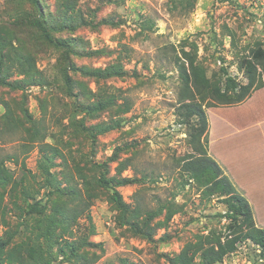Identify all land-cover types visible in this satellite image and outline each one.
I'll return each instance as SVG.
<instances>
[{
    "label": "rangeland",
    "instance_id": "374dc122",
    "mask_svg": "<svg viewBox=\"0 0 264 264\" xmlns=\"http://www.w3.org/2000/svg\"><path fill=\"white\" fill-rule=\"evenodd\" d=\"M71 2L0 0V264H169L202 236L224 242L246 230L243 218L227 216L229 195L187 183L182 165L194 157L218 164L247 199L252 225L264 228V57L255 55L264 52V0ZM116 66L121 75L82 71ZM194 66L208 83L189 82L192 100L184 99L180 73L191 77ZM227 75L236 91L249 86L239 102L212 91L224 90ZM190 101L205 120L185 116ZM46 144L57 150L49 166ZM114 188L145 213L162 211L150 219L151 238L125 222ZM33 203L40 211L29 212ZM215 264H264V256L246 240Z\"/></svg>",
    "mask_w": 264,
    "mask_h": 264
},
{
    "label": "trees",
    "instance_id": "16d2710c",
    "mask_svg": "<svg viewBox=\"0 0 264 264\" xmlns=\"http://www.w3.org/2000/svg\"><path fill=\"white\" fill-rule=\"evenodd\" d=\"M69 3H72L71 0H69ZM78 20H80L79 24L83 21L81 17ZM71 21H74V19ZM37 25L44 31L46 37L50 41L55 42L58 45H65L63 39L57 40L53 38L50 35L49 30L43 23L37 21ZM1 44H3V38L0 34V45ZM255 55L257 57H264V52L263 50L259 49L255 52ZM1 62L2 59L0 57V72ZM191 64L195 65L193 61H191ZM245 68L248 73H255V67L249 61H246ZM82 71L86 74L93 75H101L105 71H107V73L111 75H121L123 73V67L116 66L114 68H106L105 70L101 68L96 70L82 69ZM180 76L181 79H183L182 96L184 99L189 98L192 100L193 92L190 91V88L188 86L189 82H192V84L196 87L202 85L205 86L208 83L206 77L204 76V71L197 66H194L193 71L191 72V77L193 76V80L191 79L188 71L183 67ZM66 81L67 85L72 88L73 85L69 78H67ZM237 85V81L232 76L227 75L224 83V90L221 91L220 87L215 86L212 91L215 95H218L221 98L222 102L235 103L241 101L249 93V86H242L240 88V91H236ZM182 108L184 109L185 116L187 118L193 115H197L200 116L202 120H205V113L198 104L191 103V101L185 102L182 104ZM197 133L199 136L203 135L205 133V128L203 126L198 128ZM50 149L53 150L51 155L48 154ZM41 151L45 153L44 159L47 163V166L52 164L54 162L55 154L57 151L56 148L46 144V146L41 147ZM1 165H3L2 161H0V166ZM129 165L130 164L127 163L124 164L123 169L129 167ZM182 168L188 176V178L185 179L187 183L188 180L194 179L199 186L204 187L203 192L206 196L210 197L216 194L229 195L227 198H225L228 208L227 216L234 219V221L235 219H237V217H241L244 219L243 221L245 224L247 223L250 225H245L247 228L246 230L242 229L243 226L241 225L240 228L242 229V231L235 234L231 238H228L224 242H222L220 237L209 238L207 236H202L193 243H187L178 254L167 258L169 264H196L197 256H200L201 264H215L216 262L222 260L227 254L235 251L238 243L246 240H251L254 244L259 246L261 254L264 256V228H259L252 225V211L247 199L244 196L233 192V185H231L229 179L226 176L222 175L221 169L219 168L218 164L208 156L194 157L191 159H186L182 165ZM47 172L49 173L48 168ZM102 179L105 183H111V180H108L105 177ZM129 179L130 178H119L116 179V183L122 184L126 181H129ZM112 200L120 209L125 222L131 226L132 230H134L135 233L146 234L144 236L150 238L152 237V233L149 232V228L151 226L150 219L152 218V216L155 217L158 214H162V211L147 210V212L145 213L143 212L144 210L140 204H136L133 207L131 206V204L126 203L119 191L115 188ZM28 208L30 213L40 211L39 204H29ZM84 209L85 206H83V208L79 210L74 211L71 217L77 218L79 215L84 213ZM66 210V206H59V208L56 209L55 212L64 214L66 213ZM145 215H149V220H145L146 222H143V225L139 226L138 220H140L143 216L145 217ZM88 216L90 217L89 214ZM59 222L60 220L55 216L50 218L46 224L44 235L49 237L53 232L54 227ZM144 225H147L148 230Z\"/></svg>",
    "mask_w": 264,
    "mask_h": 264
}]
</instances>
